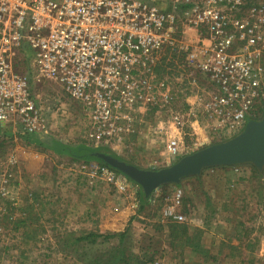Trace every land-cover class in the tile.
<instances>
[{"label":"rangeland","instance_id":"rangeland-1","mask_svg":"<svg viewBox=\"0 0 264 264\" xmlns=\"http://www.w3.org/2000/svg\"><path fill=\"white\" fill-rule=\"evenodd\" d=\"M204 1L156 0L176 16L170 33L175 45L158 55L170 74L134 75L150 87L137 89L131 105L111 106L121 117H131L118 120L124 127L119 136L104 135L111 122L102 127L93 121L92 111L61 88L32 80L46 127L33 139L12 125L0 133V264H92L112 249L77 241L89 232H126L133 264H264V170L251 164L209 168L178 185L162 186L146 201L143 189L123 173L110 168L116 179L109 181L101 172L106 163L94 156L107 148L125 162L161 169L235 136L223 134L209 115L206 103L218 87L191 61L192 53L201 57L210 35L197 23ZM242 1L237 9L230 0L217 7L231 18L264 17V0ZM14 62L17 71L33 76L31 56L18 55ZM250 114V119L264 117V100H256ZM177 188L183 190L184 218L164 220L162 210ZM171 224H186L192 235L201 231L205 254L185 249L183 228L172 240ZM242 231L251 234L244 238ZM241 239L242 254L226 257Z\"/></svg>","mask_w":264,"mask_h":264},{"label":"built area","instance_id":"built-area-1","mask_svg":"<svg viewBox=\"0 0 264 264\" xmlns=\"http://www.w3.org/2000/svg\"><path fill=\"white\" fill-rule=\"evenodd\" d=\"M223 1H204L197 23L210 35L201 57L192 53L191 61L218 87L206 103L209 115L223 134L236 136L256 100H264V17H227L217 7ZM230 1L233 9L244 4ZM175 19L156 0H0V133L9 125L27 135L46 127L33 80L61 88L92 111L93 121L102 127L111 122L104 135L119 136L124 127L118 120L131 117L111 106L131 105L137 89L150 87L134 75L153 77L160 51L175 45L170 34ZM21 54L32 57L30 78L16 69L14 58ZM101 172L115 182L110 167ZM182 201L183 190L177 188L162 210L164 220L184 218Z\"/></svg>","mask_w":264,"mask_h":264},{"label":"water","instance_id":"water-1","mask_svg":"<svg viewBox=\"0 0 264 264\" xmlns=\"http://www.w3.org/2000/svg\"><path fill=\"white\" fill-rule=\"evenodd\" d=\"M95 157L136 182L146 197L167 184H180L191 176H200L213 167L251 164L264 170V118L250 119L236 136L186 154L173 164L161 169H145L117 157L97 152Z\"/></svg>","mask_w":264,"mask_h":264},{"label":"trees","instance_id":"trees-1","mask_svg":"<svg viewBox=\"0 0 264 264\" xmlns=\"http://www.w3.org/2000/svg\"><path fill=\"white\" fill-rule=\"evenodd\" d=\"M29 58H30V54H26ZM186 55L183 54V57H185ZM164 57H162L163 59ZM168 65L165 64V59L162 61H158L154 67L155 73H157V75H159V77H162L163 74L165 73H169L167 72V68ZM261 118H255L257 120L262 119ZM33 135H27L25 136V138L28 139H33ZM102 153H106V154H110L113 155L115 157H117L115 154H113L110 150H108L107 148L104 149L103 151H101ZM119 158V157H117ZM120 159V158H119ZM102 160V159H100ZM102 162L104 163V161L102 160ZM131 163V162H129ZM106 166L110 167L111 169L120 172L119 170L111 167L110 165H108L107 163L105 164ZM256 167V166H255ZM257 169V167H256ZM257 171H259L257 169ZM260 172V171H259ZM122 173V172H120ZM146 201H150L151 198L153 197V194L146 197L144 196ZM28 208V207H27ZM243 225V224H242ZM166 225H162V227L164 228ZM17 228V227H16ZM170 236L173 240V238H176L179 234V230L180 228H183V235L185 236V249H189V250H193L192 252H203L205 254V248L202 244V240H201V236L202 233L199 232H195L194 235L190 234L188 232V226H186V224L184 225H174L171 224L170 225ZM244 238L249 237L251 234V231H242ZM241 232L237 233V236L240 237V235H242ZM127 239V233L126 232H121V233H117V234H110V233H98V232H89L86 234H81L80 236H78L77 241L79 242H91V243H99L101 245H110L109 248H111L112 250H109L103 254H98L94 260H92V264H133L132 263V259L128 254V250L125 246V241ZM243 240L241 239V243L239 245H230L229 250L230 252L228 254H226L227 256H235L236 255V251L239 252V255L242 254V249H243ZM117 242V245H114V242ZM103 256H106V258H104ZM210 258L212 260L217 259V257L215 256H210ZM147 261H145L144 263H146ZM247 264H252L251 261H248Z\"/></svg>","mask_w":264,"mask_h":264},{"label":"crops","instance_id":"crops-1","mask_svg":"<svg viewBox=\"0 0 264 264\" xmlns=\"http://www.w3.org/2000/svg\"><path fill=\"white\" fill-rule=\"evenodd\" d=\"M127 177V176H126ZM103 224V223H102ZM102 224H101V227H102Z\"/></svg>","mask_w":264,"mask_h":264}]
</instances>
